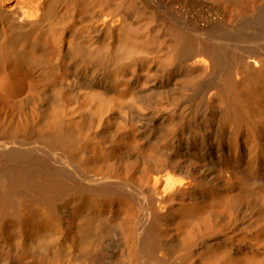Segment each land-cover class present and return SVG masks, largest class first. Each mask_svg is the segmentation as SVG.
Wrapping results in <instances>:
<instances>
[{"label":"bare ground","instance_id":"6f19581e","mask_svg":"<svg viewBox=\"0 0 264 264\" xmlns=\"http://www.w3.org/2000/svg\"><path fill=\"white\" fill-rule=\"evenodd\" d=\"M0 264H264V0H0Z\"/></svg>","mask_w":264,"mask_h":264}]
</instances>
